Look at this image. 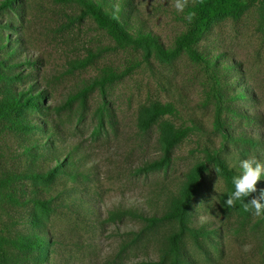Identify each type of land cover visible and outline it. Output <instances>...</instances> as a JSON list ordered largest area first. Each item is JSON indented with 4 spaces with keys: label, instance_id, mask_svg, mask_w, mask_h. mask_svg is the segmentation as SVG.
I'll use <instances>...</instances> for the list:
<instances>
[{
    "label": "rangeland",
    "instance_id": "rangeland-1",
    "mask_svg": "<svg viewBox=\"0 0 264 264\" xmlns=\"http://www.w3.org/2000/svg\"><path fill=\"white\" fill-rule=\"evenodd\" d=\"M122 1L110 0L111 8ZM129 1L130 31L151 33L166 49L189 28L174 0ZM15 7L0 14V23L10 26H0L7 42L0 59L19 63L6 72L23 79L0 84V106L8 91L31 84L45 97L40 108L22 109L34 129L14 131L0 115V193L26 192L13 193L20 203L0 200V234L8 240L0 264H168L162 252L177 223L150 225L137 213L164 214L209 152L238 171L249 156L264 161V1L255 0L238 18L215 21L196 46L203 59L183 51L169 60L154 47L119 44L80 0H19ZM218 95L232 140L216 130ZM157 103H171L175 112L143 125ZM187 127L166 153L164 135ZM29 145L32 154L25 153ZM56 158L64 165L54 178L12 176L51 171ZM214 167L210 161L191 205L190 224L201 234L185 239L189 264H264L262 216L227 208L223 197L233 185L221 172L218 181ZM30 196L52 208L45 211ZM32 228L48 241L45 260L39 251L19 261L22 252L9 239L29 236Z\"/></svg>",
    "mask_w": 264,
    "mask_h": 264
},
{
    "label": "trees",
    "instance_id": "trees-1",
    "mask_svg": "<svg viewBox=\"0 0 264 264\" xmlns=\"http://www.w3.org/2000/svg\"><path fill=\"white\" fill-rule=\"evenodd\" d=\"M15 1L19 0H1L0 2V14L6 11L14 10L16 11ZM84 7L87 9V12L96 19L99 25L103 28H106L111 36L122 46H146L148 48L154 47L158 54L166 60H169L180 52L186 51L195 59H203V55L198 52L196 46L197 44L205 37V35L210 30L213 23L222 18H238L241 16L255 0H197V3L193 6L192 2L189 3L188 8L185 10L186 14L188 11H195V19L189 23V28L187 31L180 34L175 40V47L173 49H166L153 34L139 30L136 33L130 31L128 24V14L132 12V6L129 0L122 1L116 8H111L110 0H80ZM264 1V0H262ZM0 26H3L0 23ZM9 24H5L2 28H9ZM6 40L9 38L6 36ZM2 35L0 33V42ZM3 40V39H2ZM7 43V42H6ZM6 43L0 45V48H5ZM13 52V50H12ZM89 59L82 60L77 63V67H85L89 63ZM208 66L212 68V63L208 62ZM19 63H12L11 65L5 64L4 60L0 59V84L4 82L6 78L12 79H23L21 74H15V76L10 77L6 72V68L18 67ZM2 67L5 71L2 70ZM44 90H37V88L31 84L26 90H14L8 91L6 93V100L0 106V115L3 118H7L5 124L14 131L24 132L29 129H34V124H31L30 118L27 116L26 112H23L22 109L26 106L31 108L38 109L41 106V100L45 97ZM223 101L220 95H218V114L215 119L216 130L219 131L226 139L232 140L227 129L224 127L223 118L221 116L223 110ZM175 107L171 103H157L146 113V117L143 120V125H151L157 122L165 114H172L175 112ZM190 128H183L178 130H173L169 134L164 135V149L166 153H170L171 149L180 142L190 131ZM229 135V136H228ZM246 141L251 140L246 139ZM50 142L43 144L48 146ZM38 143L34 144V147H37ZM46 148V147H45ZM33 147L30 145L25 148V153H31ZM208 160L205 163H200L196 165L190 173L187 175V180L182 186V189L179 195L175 196L171 204L161 216L152 215L146 216L144 214L137 215L150 223V225H156L159 221H169L176 222L178 228L173 231L169 236L166 244V248L162 252V260L168 262V264H189L190 258L186 253L185 239L188 235H191L195 240L199 239L201 230L198 228H192L190 224V214H191V205L194 200L196 193L198 192L200 183L202 182L204 173L209 170L210 161L214 162L217 168L220 169V172L230 179L232 183V177L239 174L240 171L235 168H229V163L226 159L219 155L217 151L213 153H208ZM55 168L51 171H46L45 173H37L36 171H29L25 173H14L15 177L25 178L29 180L42 179L53 177L56 171L61 169V166L64 165L63 162L56 158ZM11 178L3 180L4 182L9 181ZM12 184V182H11ZM13 185V184H12ZM233 185V184H232ZM25 195L26 192L22 189L11 190L7 194L0 193V200L2 202L6 200L15 201L20 203L17 199V195L20 193ZM231 192V191H230ZM228 193L223 197L225 202ZM260 191H257L252 194V196H259ZM251 197H249L250 199ZM30 199L38 204L45 211H49L52 207L49 204L48 200L38 198L37 196H30ZM28 202V201H27ZM22 203V202H21ZM25 203V202H24ZM228 208V207H227ZM230 211H234L237 215L243 217H249L252 215L251 212H244L240 206V202L237 201L236 206L229 208ZM262 216L261 222L264 224V215ZM149 227V226H148ZM29 236H18L17 238L9 239V242L17 247V250H20L22 254L20 255V260L25 259H34L39 251H43L44 254L40 253L38 259L44 261L45 249L48 241L42 236L37 230L32 228ZM208 232V231H206ZM209 235V234H208ZM8 240L0 234V248L4 245V242Z\"/></svg>",
    "mask_w": 264,
    "mask_h": 264
},
{
    "label": "clouds",
    "instance_id": "clouds-1",
    "mask_svg": "<svg viewBox=\"0 0 264 264\" xmlns=\"http://www.w3.org/2000/svg\"><path fill=\"white\" fill-rule=\"evenodd\" d=\"M196 3L197 0H192L193 6ZM188 6L189 0H174V7L178 13H184ZM195 17L196 12L193 10L187 12L185 19L191 23ZM231 167L232 164L229 163V168ZM239 167L241 171L232 177L233 190L228 193L225 204L228 208H233L239 201L244 212H251L256 217L264 215V190L260 191L259 196H252L257 192L258 182L264 177V161L255 156H249L240 161ZM215 170L219 181L220 169L215 168ZM218 181L215 185L216 191ZM249 197L251 198L249 199ZM245 250H247V246H245Z\"/></svg>",
    "mask_w": 264,
    "mask_h": 264
}]
</instances>
